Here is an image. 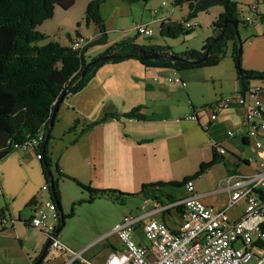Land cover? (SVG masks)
Here are the masks:
<instances>
[{"label":"crops","instance_id":"crops-1","mask_svg":"<svg viewBox=\"0 0 264 264\" xmlns=\"http://www.w3.org/2000/svg\"><path fill=\"white\" fill-rule=\"evenodd\" d=\"M84 1L82 11H85L91 0ZM106 1L100 6L99 12L108 33L107 42L105 45L93 46L95 48L91 50L89 48L85 53L86 57L92 58L103 53L110 45L126 39L130 31L135 34V25L152 21V9L157 10L156 16H166L170 21H181L186 15L182 14L179 20L174 16L176 7L167 3L162 5L159 0L139 1L131 7H123L121 4L126 2L120 0L116 1L112 10L105 5ZM74 5L75 3L68 10L59 8L66 13ZM137 11H140L139 17L135 19L134 14ZM221 11L222 9L215 11L208 25L199 33L183 39L182 42L186 44L179 46L180 48H175L167 42V38L160 35L161 22L153 24L160 35L158 38L152 42L139 43L138 38H145L136 36L135 42L144 46H167L169 53L176 54L190 49L200 50L206 39L213 36L211 22ZM256 11L264 15L259 10V5ZM203 14L205 13L198 14V17ZM252 20L250 25L243 24L244 30L239 33L242 42L240 67L246 71L262 73L264 20L258 17H252ZM59 21L63 23L65 20ZM86 25L88 28V24ZM93 29L94 32L90 35L79 34L91 41L96 40L99 38V31L94 24ZM113 32L117 36L112 37L110 34ZM192 38L193 43H189ZM54 41L68 47L70 40L67 31L55 35ZM231 48V43H228L224 58L216 65L176 71L181 78V84L169 85L163 82V78L172 69L160 66L144 67L133 59L102 65L81 91L68 96L60 105L54 127L61 121L65 126L62 125L58 131L52 132L51 141L48 142L50 156L58 163L59 171L95 189L137 193L143 184L181 181L185 176L194 174L200 164L215 156V164L193 182L195 194L200 200L205 205L221 210L230 193L223 180L228 176L253 173L254 164L248 163L246 159L256 153L252 139L247 136L248 126L245 123L250 99H246L244 106H231L218 112L216 120L210 119L211 106L216 98L239 91L238 72L231 57ZM255 88L263 91L264 79L250 80L247 91ZM247 91L244 93L247 94ZM138 107L147 117L145 120L111 118L84 133L75 143L72 141L77 132L73 133V138L64 137L65 129L75 120L79 124L90 123L104 113L125 114ZM187 115H195L197 120H186ZM229 130L234 132L232 137L227 135ZM212 141L221 142L226 154L214 152ZM52 172L54 178L58 176L56 169ZM178 177H182L181 180ZM66 182L70 180H59L58 190L60 212L67 215L75 200L72 199L69 203L65 197ZM45 183L41 162L34 151L14 150L0 159V215L8 220L6 224H0V264H35L43 253L48 238L44 233L30 227L28 220L34 213L35 204L49 198V194L41 190ZM136 196L147 201L146 205H150L147 211L167 203L164 198L156 201L146 199L144 195ZM67 205H70L69 210ZM245 209L246 202L241 200L228 211V216L231 220H239ZM171 211L174 210L170 209L153 217H159L165 222V215ZM174 213L181 221V214ZM179 223L174 228L168 227L176 230ZM57 233L61 243L73 251L84 249V256L95 263L103 262L109 254L121 249L119 241L114 244L105 239V242L99 240L95 244H81L74 238L65 239L62 231L59 234L57 230ZM41 264L78 263H70L68 253L57 252L49 245Z\"/></svg>","mask_w":264,"mask_h":264},{"label":"trees","instance_id":"trees-1","mask_svg":"<svg viewBox=\"0 0 264 264\" xmlns=\"http://www.w3.org/2000/svg\"><path fill=\"white\" fill-rule=\"evenodd\" d=\"M122 1L133 4L139 1L147 2L148 0ZM258 1L264 5V0ZM75 2L76 0H0V159L14 151L15 144L21 145L27 137L35 136L42 130L44 139L33 151L40 156L39 160L46 184L49 180L48 174L52 175L59 204L58 182L61 179L70 180L81 190L87 192L88 202L97 198H107L113 202L124 204L127 197L136 195H144L146 199L156 201H161L162 198L170 203L177 201L166 191L168 186L181 187L184 186L187 180L197 179L215 164V156L210 161L200 164L194 174L185 176L181 181L143 184L137 193H125L117 189H95L59 171V165L57 162H53L48 147V142L52 138L51 132L47 143L44 145L45 131L49 127L53 108L64 91L60 105L68 96L81 91L95 75L98 68L105 63L116 64L133 59L144 67L160 66L175 71H183L218 64L226 54L228 43H231V57L238 72L239 92L244 93L247 91L249 81L255 78L264 79V72L243 70L240 67V58L239 63H237L238 43L235 38L234 25L230 21H238L241 24L238 2L236 0H173L172 6L174 7L186 5L188 15L181 21L167 20L162 22L159 33L165 38H175L181 34L187 35L191 29H185L184 22L196 18L200 13H206L213 7L222 9L211 22L213 36L206 39L200 50L190 49L179 54L169 53L168 50L170 49L167 46H144L135 42L136 36L126 38L107 47L101 54L114 56L90 65L83 77L81 73L86 65L96 57L87 59L85 56L86 51L92 46L105 45L107 42V32L99 12L100 6L105 0H91L85 8V22L87 24L91 22L95 25L99 31V38L91 41L81 54L72 51L69 47L60 45L56 41L41 44L48 36L36 29L42 22L52 18L55 6L68 10ZM257 16L258 19L264 20V15L257 14ZM242 24L248 25L244 22ZM75 36L81 35L76 32ZM216 37L218 39L211 44L208 57L195 65L181 60L174 62L165 59L144 60L140 53L141 50H144L162 54H175L185 60L194 61L204 56L210 40ZM68 38L70 40L71 36H68ZM120 117L136 120L147 118L141 113L139 107L125 114L117 112L104 113L100 118L83 124V128L76 134L72 143H75L84 133L94 127L111 118L117 119ZM72 123L67 132L75 131L79 121L75 120ZM53 169H56L58 174L55 178L52 172ZM73 214V208L67 215L60 212L58 232L64 226V219L72 217Z\"/></svg>","mask_w":264,"mask_h":264},{"label":"built area","instance_id":"built-area-1","mask_svg":"<svg viewBox=\"0 0 264 264\" xmlns=\"http://www.w3.org/2000/svg\"><path fill=\"white\" fill-rule=\"evenodd\" d=\"M162 5H165L163 2ZM250 10L257 16L256 7ZM152 21L135 25L134 32L142 38H150L156 32L153 24L166 22L165 17H158L157 10L150 11ZM251 17L243 22L250 25ZM160 23V25H161ZM185 29H192L191 21L183 23ZM91 39L84 36L71 37L68 47L81 54ZM163 82L173 85L181 84V78L175 70L163 78ZM264 90L259 88L239 91L231 95L218 97L211 106V121L216 120L218 112L231 106H244L246 99L250 104L245 113V123L248 126L247 136L252 139L255 155L246 161L254 164V172L243 176H228L223 182L230 191L225 206L217 210L205 205L195 194L193 180L184 184L186 195L168 205L159 204L151 211L143 213H128L114 224L106 236L115 235L120 243L119 250L112 252L100 263H95L84 256V249L73 251L58 239L57 228L60 213L50 196L48 184L41 190L49 194L35 204L33 215L28 224L45 234L50 246L60 253L70 255V263L78 264H264ZM186 120L196 121L195 115H187ZM206 128V127H205ZM232 137L234 132L227 131ZM44 139L41 130L35 136L27 137L20 145L15 144V150H34ZM211 146L220 155L226 154L221 142L212 141ZM39 159L40 156L36 155ZM244 200L246 209L239 220H231L228 211L237 202ZM170 209L181 214L179 227L171 230L163 220L153 216ZM7 219L0 215V224H6ZM141 231L147 244L135 240V232Z\"/></svg>","mask_w":264,"mask_h":264},{"label":"rangeland","instance_id":"rangeland-1","mask_svg":"<svg viewBox=\"0 0 264 264\" xmlns=\"http://www.w3.org/2000/svg\"><path fill=\"white\" fill-rule=\"evenodd\" d=\"M115 1V2H114ZM107 0L106 4L109 10H112L116 6V1L120 0ZM151 1V0H150ZM238 2V8L240 11V19L241 24H239V33L243 32V19L246 17H253L257 18L256 15L250 10V7L252 5L258 6L259 10L264 12V5L261 2H257V0H236ZM161 3H167L168 5L172 4L173 0H159ZM85 3L84 0H76L75 5L69 12L63 13V10H61L58 6H55L54 13L52 18L42 22L39 26H37V31L45 34L48 36V38L43 41L41 44H45L49 41H54V36L61 34L63 31H67V35L74 37L76 35V32H80L82 35H90L94 32L93 29V23H87L85 22V19H83L84 14L82 11V5ZM89 3V2H88ZM160 3V4H161ZM123 7H131L136 5V3L133 4H121ZM84 6V5H83ZM128 9V8H125ZM220 7H213L209 9L205 14L197 16L196 18H192L189 21L192 22L193 27L191 31L187 34H181L175 38H167V42L169 44H172V46H175V48H180L179 46L185 45L186 42H182L183 39H187L189 36H192L193 33H199V31L204 28V26L208 25L210 18L213 16L215 11L220 10ZM139 12L137 11L134 14V18L137 19L139 17ZM182 14H186L183 18H186L188 15V8L186 6H177L175 8V14L174 16L177 17L180 20V16ZM64 17V18H63ZM59 20H65L63 23ZM75 20V21H74ZM139 20V19H138ZM74 21L75 23H72ZM131 21V19H130ZM261 25V24H259ZM116 26V24H115ZM115 28V27H114ZM112 37L117 36V33L113 32L110 34ZM108 36V33H107ZM137 35L133 34L132 31H130L126 38H133ZM160 35L158 32H155L153 36L150 38L140 39L138 38V42L142 43L144 42H152L153 39L158 38ZM194 38L190 39L189 43H193ZM188 43V42H187ZM95 47H90V50ZM177 50V49H174ZM227 53H230V49H228ZM90 57L87 56V59ZM235 65V64H234ZM58 120V119H57ZM55 120V122L57 121ZM54 122V123H55ZM73 123H71L64 131V137L65 138H73L74 132H79L83 128V124L80 123L77 125L75 131L67 132L68 129L71 127ZM65 126L64 122L61 121L60 124H57L56 127L55 124L53 125L52 132L58 131V129L61 126ZM76 133V134H77ZM74 139V138H73ZM51 141V140H50ZM49 147V144H48ZM54 162V161H53ZM179 180H181L182 177H178ZM66 195L65 197L68 199L69 203L72 199H74L75 204L73 206V213L74 216L70 218L64 219V226L62 228V236L65 239L74 238L77 242L81 244H95L98 243L99 240L102 241H112L114 244L118 241L115 235L112 236H106L107 232L114 226V223L120 216H123L124 213H143L144 211H147L150 208V205H146L147 201H144L142 198L138 196L133 197H127L124 201V204L113 202L109 199L105 198H97L92 200L91 202H88V194L87 192L81 190L76 184H74L72 181L66 182ZM166 191H169L170 195L173 196L174 200H179L183 198L186 195L185 188L183 186L181 187H172L168 186ZM84 198V199H83ZM165 202L168 203L167 206H169L170 202L164 199ZM78 202V203H77ZM153 206V204L151 205ZM70 205H67V209L69 210ZM63 215H66L64 213ZM157 220H161V218H157ZM180 218L174 213V211H171L170 214L165 215V223L170 227H176L179 223ZM112 226V227H111ZM60 234V232H59ZM106 239V240H105ZM135 240L142 242L144 244H147V242L143 239L141 231L138 229L135 232Z\"/></svg>","mask_w":264,"mask_h":264},{"label":"water","instance_id":"water-1","mask_svg":"<svg viewBox=\"0 0 264 264\" xmlns=\"http://www.w3.org/2000/svg\"><path fill=\"white\" fill-rule=\"evenodd\" d=\"M230 23H232L234 25V29H235V38H236L237 43H238V48H237L238 49L237 50V63H239V58H240V53H241V39H240V34H239V29H238L239 23H238V21H230ZM217 39H218V37H216L214 39H211L210 40V43H209V45H208V47H207V49L205 51L204 56L202 58H200L198 60H194V61L185 60L184 58H180L179 56H176L175 54H162V53H157V52H154V51H144V50H141L140 53H141L142 58L144 60H148V59H150V60L165 59V60H169L171 62L181 60V61L188 62V63H190L192 65H195V64H199L200 62H202L203 60H205L208 57V51L210 49V46ZM112 56H114V55H104V54L97 55L93 60H91L86 65V68L81 73V76L83 77L86 74V70H87V68L90 65H94L95 63H98L100 61L106 60V59H108V58H110ZM255 79H259V78H255ZM64 93H65V91H64ZM64 93L58 99V101L56 102V104H55V106L53 108L52 115H51L50 120H49V127L45 131V142H44V145L47 143V141L49 139V135H50L51 129L53 128V125H54V122H55V115H56V113L58 111V108H59L60 102L62 101V98L64 96ZM48 177H49L48 185H49V189H50V195H51V198H52L53 202L57 206L58 212L60 213L61 206H60V204H59V202L57 200V197H56V192H55V188H54V182H53V179H52V175L51 174H48ZM48 248H49V240H48L47 244L45 245V247L43 249V253L36 260L35 264H40L41 263V261L44 258V255H45L46 251L48 250Z\"/></svg>","mask_w":264,"mask_h":264}]
</instances>
